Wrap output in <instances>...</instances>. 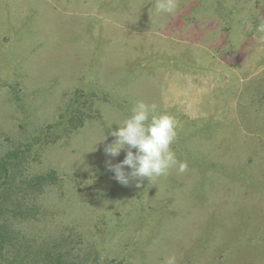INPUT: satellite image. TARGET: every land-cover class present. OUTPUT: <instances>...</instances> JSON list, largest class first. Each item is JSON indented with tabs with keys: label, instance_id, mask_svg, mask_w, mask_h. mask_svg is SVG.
Here are the masks:
<instances>
[{
	"label": "rangeland",
	"instance_id": "obj_1",
	"mask_svg": "<svg viewBox=\"0 0 264 264\" xmlns=\"http://www.w3.org/2000/svg\"><path fill=\"white\" fill-rule=\"evenodd\" d=\"M155 4L0 0V195L25 215L9 222L99 264H264V0ZM140 100L175 118L188 168L137 188L104 147Z\"/></svg>",
	"mask_w": 264,
	"mask_h": 264
},
{
	"label": "clouds",
	"instance_id": "obj_2",
	"mask_svg": "<svg viewBox=\"0 0 264 264\" xmlns=\"http://www.w3.org/2000/svg\"><path fill=\"white\" fill-rule=\"evenodd\" d=\"M176 7V0H156L155 4L157 13L172 14ZM256 30L264 33V21ZM116 123L119 127L110 133L115 140L106 144L104 151L111 157L118 156L121 150L126 151L119 163L113 165L108 162L119 183L128 185L131 178L136 180L139 188L144 178L151 182L153 178L168 175L174 168L180 174L187 171V162L179 160L171 147L177 137V121L170 114L159 111L155 103L137 101L131 108V114ZM106 139L104 136L100 141ZM125 166L130 168V172H125ZM163 264H177V256L169 255Z\"/></svg>",
	"mask_w": 264,
	"mask_h": 264
},
{
	"label": "trees",
	"instance_id": "obj_3",
	"mask_svg": "<svg viewBox=\"0 0 264 264\" xmlns=\"http://www.w3.org/2000/svg\"><path fill=\"white\" fill-rule=\"evenodd\" d=\"M17 208L14 202L0 195V264H33L37 261H40V264H99L98 260L82 258L67 241L55 243L47 250L38 252L35 244L30 239L27 240L24 233L17 231L9 222L19 218L25 219L24 213H17ZM6 214L11 219L6 217ZM113 262L115 260L108 264Z\"/></svg>",
	"mask_w": 264,
	"mask_h": 264
}]
</instances>
